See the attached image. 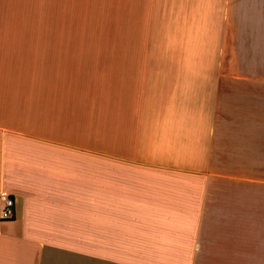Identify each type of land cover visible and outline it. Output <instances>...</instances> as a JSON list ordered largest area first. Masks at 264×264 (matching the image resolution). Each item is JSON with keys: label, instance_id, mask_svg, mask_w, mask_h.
Masks as SVG:
<instances>
[{"label": "crops", "instance_id": "0c3cea01", "mask_svg": "<svg viewBox=\"0 0 264 264\" xmlns=\"http://www.w3.org/2000/svg\"><path fill=\"white\" fill-rule=\"evenodd\" d=\"M39 1L42 39L0 24V264H254L264 181L223 109L264 82V0Z\"/></svg>", "mask_w": 264, "mask_h": 264}, {"label": "rangeland", "instance_id": "374dc122", "mask_svg": "<svg viewBox=\"0 0 264 264\" xmlns=\"http://www.w3.org/2000/svg\"><path fill=\"white\" fill-rule=\"evenodd\" d=\"M76 5L84 6L90 13L97 11L94 0H72ZM112 1V0H109ZM113 4V3H112ZM44 7V8H43ZM40 6L39 0H0V24L8 23L9 25H15L19 27L17 32L23 33L25 39L40 40L39 34L42 32L44 21H55L56 13L50 14L49 17L45 15L47 13L46 5ZM93 19L87 18L93 25V21L96 23L100 21L99 17L92 15ZM81 27V26H80ZM95 29L92 31L93 37H102L103 30ZM95 31V32H94ZM49 32V31H48ZM52 35L55 30L50 31ZM79 36H83L84 30H76ZM106 32V31H105ZM109 31H107V34ZM36 43V42H35ZM34 45V44H33ZM245 85H249V93L245 90ZM251 86L253 88L251 89ZM236 90L238 92L236 93ZM233 91L235 95L233 99H227L224 103L223 117L225 118H237L238 125H225L223 126L224 133H238L248 135L252 140L249 146V153L254 152L255 160L249 156L250 162L255 165V180L264 181V160L260 162L264 156L263 149L261 147L262 139L264 138V82L259 79L248 84L239 83L237 88ZM252 91V92H251ZM235 105V108H231ZM230 144L231 141H225ZM254 146L252 149L251 146ZM263 227V225H261ZM264 229V228H263ZM254 264H264V248L256 245V260Z\"/></svg>", "mask_w": 264, "mask_h": 264}, {"label": "built area", "instance_id": "2783aa9c", "mask_svg": "<svg viewBox=\"0 0 264 264\" xmlns=\"http://www.w3.org/2000/svg\"><path fill=\"white\" fill-rule=\"evenodd\" d=\"M14 217V200L12 196L0 191V221Z\"/></svg>", "mask_w": 264, "mask_h": 264}]
</instances>
